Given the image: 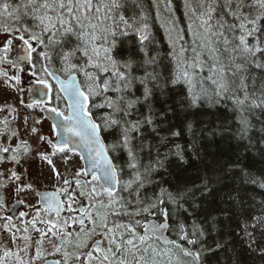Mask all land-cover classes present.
I'll return each instance as SVG.
<instances>
[{
	"label": "snow or ice",
	"instance_id": "snow-or-ice-1",
	"mask_svg": "<svg viewBox=\"0 0 264 264\" xmlns=\"http://www.w3.org/2000/svg\"><path fill=\"white\" fill-rule=\"evenodd\" d=\"M0 89V264H264V0H0Z\"/></svg>",
	"mask_w": 264,
	"mask_h": 264
},
{
	"label": "flooded vegetation",
	"instance_id": "flooded-vegetation-1",
	"mask_svg": "<svg viewBox=\"0 0 264 264\" xmlns=\"http://www.w3.org/2000/svg\"><path fill=\"white\" fill-rule=\"evenodd\" d=\"M60 106H61V108L66 107V102H61ZM43 116L45 117L44 112H43ZM45 119H46V121H47L49 124H52V123H51L46 117H45ZM34 170H35L34 168L30 169V171L33 173V175H34ZM35 186H36V187L38 188V190H40V191H44V190H54V188L51 186V183H48V182H44V183H42V184H37V185H35ZM16 199H17V197H16L15 195H9L8 198H7V205H8L9 207H12V206L15 204V200H16ZM26 203L33 204V205H35L36 207H40V206H39V203H38V197H36L34 193H32V194L29 196V198H28V200L26 201ZM22 211H26V212H28V213H29V217L32 216V215H35V214H34L35 212H34L32 209H30V208H26L24 205H15V207L13 208V211H12L11 214H12L13 217L15 218V217H17L18 214H19L20 212H22ZM8 235H9V234L4 233V234L0 235V239H3L5 242H7V240H8ZM33 235L35 236L36 234L34 233ZM12 247L15 248L14 245H13ZM49 258H52V257H48V259H49ZM9 264H11V261L9 262Z\"/></svg>",
	"mask_w": 264,
	"mask_h": 264
},
{
	"label": "rangeland",
	"instance_id": "rangeland-1",
	"mask_svg": "<svg viewBox=\"0 0 264 264\" xmlns=\"http://www.w3.org/2000/svg\"><path fill=\"white\" fill-rule=\"evenodd\" d=\"M24 88H25V91L23 92V97L25 99V102H30L28 99H27V95H28V85L25 84L24 85ZM8 100L10 103H14V99L11 97V95L4 91L3 89H0V105H3L4 104V101L5 100ZM37 112H39V110H37ZM39 116L42 120V123L41 125H39L38 127L41 128L42 132L45 134V135H48L49 134V130H50V126L51 124H49L45 117L43 116V113H39ZM80 165H83V161L79 160V157H73V162H72V169L75 170L76 167L80 166ZM33 168L35 169L36 168V165H33ZM51 186L54 188V185L51 184ZM35 214V213H34ZM45 248H48L49 245H48V242L47 240L45 241ZM25 259H27V257H25Z\"/></svg>",
	"mask_w": 264,
	"mask_h": 264
},
{
	"label": "water",
	"instance_id": "water-1",
	"mask_svg": "<svg viewBox=\"0 0 264 264\" xmlns=\"http://www.w3.org/2000/svg\"><path fill=\"white\" fill-rule=\"evenodd\" d=\"M27 99L30 101L31 99H32V97L30 96V94H29V92H28V95H27ZM44 115H45V117L51 122V123H53V121L51 120V118H50V113L49 112H44ZM84 163V162H83ZM48 191H51V190H48ZM39 206L41 207L42 205L39 203ZM52 259H54V257H52V258H49L48 259V264H51V261H52Z\"/></svg>",
	"mask_w": 264,
	"mask_h": 264
},
{
	"label": "trees",
	"instance_id": "trees-1",
	"mask_svg": "<svg viewBox=\"0 0 264 264\" xmlns=\"http://www.w3.org/2000/svg\"><path fill=\"white\" fill-rule=\"evenodd\" d=\"M176 3H177V6H179V0H176ZM177 14L179 15L180 13L178 12ZM158 35H159V38L161 39V42L163 43V38H164L163 32L158 30ZM257 191H259V190H257ZM221 259L223 261V259H224L223 255H221ZM249 264H252L251 260L249 261ZM256 264H259V261H257Z\"/></svg>",
	"mask_w": 264,
	"mask_h": 264
}]
</instances>
